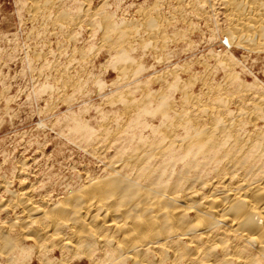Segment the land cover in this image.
<instances>
[{
    "label": "bare ground",
    "instance_id": "1",
    "mask_svg": "<svg viewBox=\"0 0 264 264\" xmlns=\"http://www.w3.org/2000/svg\"><path fill=\"white\" fill-rule=\"evenodd\" d=\"M54 1L31 0L28 8L32 14L38 13L52 8ZM88 2H78L79 16H98L114 41L123 40L124 32L112 31L117 28L116 21L107 13L97 12L100 6L117 8L123 0H103L92 11ZM167 3L187 6L200 15L218 9L225 15L222 31L229 45L264 50V0ZM154 20H149L148 26L153 27ZM152 30L158 31L155 27ZM131 59L122 48L114 55L113 64ZM99 81L97 84H101ZM232 92L233 97L224 99L210 89L207 93L212 94V101H202L198 94H186L188 97L180 102L170 101L165 95L150 101L144 95L147 100L128 105L126 119L101 123L99 133L89 122L76 117L68 124V134L90 146V153L102 160L100 169L85 170L77 176L63 198L46 193L36 200L34 188L28 186L12 192L14 199L1 206L19 212V226L32 229L31 237L27 232L25 240H33L39 250L44 241L63 249L84 247L90 250L85 253L89 262L264 264V90L239 84ZM0 186L10 191L6 183ZM13 224L9 225L12 229ZM2 236L3 250L10 247L18 249V256L25 253L27 247L18 246L22 242L17 245ZM94 254L99 256L94 258Z\"/></svg>",
    "mask_w": 264,
    "mask_h": 264
},
{
    "label": "rangeland",
    "instance_id": "2",
    "mask_svg": "<svg viewBox=\"0 0 264 264\" xmlns=\"http://www.w3.org/2000/svg\"><path fill=\"white\" fill-rule=\"evenodd\" d=\"M30 1L0 0V185L6 183L11 191L0 186V237L4 235L17 245L20 241L18 246L27 248L32 244L26 248V255L19 254L23 258H19L16 248L0 247V263L104 264L98 259L89 262L85 253L90 250L84 247L63 249L43 240L45 249L39 250L33 240H25L27 232L31 237L32 229L24 227V232L19 226V212L5 210L1 205L14 199L12 192L28 186L34 188L36 200L46 193L63 198L77 182V176L85 170L100 169L102 160L90 153V146L68 134L72 119L89 122L99 133L101 123L126 119L128 105L137 101H155L165 95L170 101L180 102L188 94L212 101V94L207 93L210 89L228 99L239 84L264 90V50L229 45L222 31L225 15L218 9L200 15L167 0H123L117 8L100 6L103 0H50L54 1L52 8L33 15L28 8ZM81 1L89 3L90 11L100 6L97 12L107 13L116 21L117 28L111 30L124 32L123 40L114 41L98 16L80 17ZM148 19H155L153 27L148 26ZM154 27L157 32L152 30ZM121 47L132 59L115 65L114 55ZM9 223H16L14 229ZM29 251L35 254L31 258ZM66 258H70L68 262Z\"/></svg>",
    "mask_w": 264,
    "mask_h": 264
}]
</instances>
